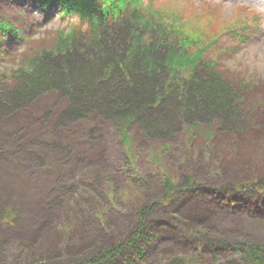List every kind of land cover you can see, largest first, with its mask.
<instances>
[{"label": "trees", "instance_id": "obj_1", "mask_svg": "<svg viewBox=\"0 0 264 264\" xmlns=\"http://www.w3.org/2000/svg\"><path fill=\"white\" fill-rule=\"evenodd\" d=\"M11 1L34 2L50 14L58 12V17L68 20L71 25L70 29L58 32L50 46L44 47L38 43L33 52L21 57L17 71L9 75L0 73V117L10 118L32 107L43 96L56 95L61 106L53 113L55 127L68 130L82 126L78 132L80 138L76 140L78 144L69 153L71 162L86 169L88 177L97 168L103 174L114 169L120 171L116 162L110 161L115 148L109 144L113 143L114 135L122 146L127 167L140 159L143 144L150 148L151 143L161 144L149 150L148 154L155 164L157 162L163 168L159 169L162 173L155 170L162 177L163 203L150 204L144 200L143 193L128 186L127 179L126 186L125 183L123 188L119 185V192H128L127 187H130L135 191V194L128 192L130 200L136 195L139 197L133 234L117 239L113 246L88 256L82 262L70 264H148L144 244L159 239L152 216L156 217L162 206H177L181 199L190 198L188 195L194 196L202 189L207 191L206 186L196 182L197 175L190 167L188 177L184 179L182 168L185 166L177 165V162L171 164L177 157L171 152L172 148L179 143L183 144L188 160L192 158V149L200 150L210 142L222 146L225 156L231 150L232 160L226 159L223 154L221 163L227 167L224 174L233 171L228 162L234 163L235 167L240 163L233 156L239 153L234 146L236 141H249L254 151L263 150V154L258 155L260 158L256 157L259 166L254 168L255 179L243 175L227 178L228 182L221 181L219 188L223 187L222 193L225 195L246 193L254 199L258 197V200L264 197V148L259 147L264 141V128H261L264 101L258 100L251 86L229 77L218 65L208 61V64L201 65L200 48L195 54L189 52L190 47L202 40L192 23L186 21V25H182L176 20L175 24H167L148 13L149 8L154 9L158 4V0ZM8 2L10 0H0V13L6 12L9 5L13 8L18 6L6 5ZM204 7L203 11H210L213 16H219L222 11L211 3H204ZM2 21L0 17V53L4 56V38L9 35L5 34ZM237 23L236 20L226 25L212 22L210 34L218 37L227 29H235ZM146 37H150V40L147 41ZM189 67L193 69L188 76H179ZM246 121H251L253 127L246 128ZM136 141L141 146L135 144ZM49 144L54 145L55 141ZM135 145L136 149H142L139 154ZM56 149L57 155L67 152V148L60 143H56ZM108 152L111 153L108 155L110 157L107 156ZM116 153L120 154L117 147ZM58 160L63 161V158ZM208 164L214 180L219 179L222 170L218 167L220 163L217 158L214 156ZM171 171L178 176L176 182H173ZM130 178L133 185L135 178ZM245 178L253 181L251 188L254 191L243 186ZM96 179L89 186L97 184ZM213 182L219 184L218 180ZM105 184V188L108 184L116 187L115 180H107ZM226 184L230 186L224 188ZM60 210L57 205L55 215L62 219ZM190 216L194 223L187 220L189 216L186 219L189 223L178 221L183 222L181 236L192 244L194 252L199 253L202 259L203 250L211 252L212 263L200 261L195 254L185 252H182V256H172V253L162 255L161 263L264 264V244L213 237L209 230H198L195 213ZM76 225L66 226V237L61 240L65 242L75 232L80 234L82 225ZM174 227L180 228L177 223H174Z\"/></svg>", "mask_w": 264, "mask_h": 264}, {"label": "rangeland", "instance_id": "obj_2", "mask_svg": "<svg viewBox=\"0 0 264 264\" xmlns=\"http://www.w3.org/2000/svg\"><path fill=\"white\" fill-rule=\"evenodd\" d=\"M157 2L154 9L148 7V13L167 24H175V21L179 20L182 25L190 22L196 27V32L202 40L190 47L189 52L195 54L202 51L201 65L208 62L218 65L219 69L229 77L237 78L239 83L251 86L252 93L257 95L258 100L264 101V0H158ZM204 3L223 6L219 16H213L210 11L204 12L206 8ZM238 3L245 4L248 9L256 10L261 19L260 28L250 29L249 35L242 37L241 40L233 38V31L227 29L225 30L227 34H221L214 41L217 36L210 34V25L212 22L226 25L235 21L242 15L236 7ZM8 4L18 6L13 8L9 5L6 12L0 13L3 20L2 27H5H3L5 34L9 35L4 38L6 43L2 48L6 51V55L2 56L0 53V73L6 75L17 71L20 58L33 52L34 46L38 43L44 47L50 46L57 33L63 29H70L71 25L68 20H61L58 12L50 14L34 2L13 3L10 0L6 3ZM51 16L53 18L49 19L48 17ZM240 25L242 20L235 28L238 29ZM146 39L148 41L150 37ZM198 47L200 50L197 51ZM192 69L189 67L181 71L179 76H188ZM58 103L56 95L47 98L43 96L36 100L32 107L11 115L10 118L0 117V264L82 262L88 256L113 246L117 239L127 238L133 234L138 217L137 198L139 197L136 195L130 200L131 196L128 192L143 193L141 195L144 200L150 204L164 200L162 177L158 174V172L162 173L160 170L163 168L158 166L157 162L155 164L148 154L149 150L160 147L161 144L151 143V148L143 144V150L136 149L135 145L137 154L140 150L143 152L139 160L127 167L126 157L121 152L122 146L114 135L113 143L109 144L113 149L115 148L110 161L116 162L120 171L114 169L103 174L97 168L92 172L94 174L88 177L86 169L71 162L72 156L69 153L70 150H75V145L78 144L76 140L80 138L78 132L82 126L68 130L55 127L53 113L59 110L61 105ZM251 124H253L251 121L244 123L246 128L252 126ZM261 128H264V122ZM50 141H55V144H49ZM56 143L67 148V152L57 155ZM135 144L141 146L139 141ZM181 144L172 148L171 152L177 157L171 164L177 162V165L185 166L182 168L184 179L188 177L190 167L197 175V183L206 186L207 191L202 189L194 196L188 195L190 196L186 199L188 201L182 202L184 199H181L177 206H162L157 216H152V221L156 222L159 239L157 242L144 244L147 249L148 264H163L162 255L172 253V256L173 254L182 256V252L195 254L196 259L200 258V261L212 263L211 252L203 250L202 259L199 253L194 252L192 244L181 236V224L189 223L187 220H192L190 223L195 222L190 216L191 213L197 215L195 224L198 230H209L213 237L264 244V197H261L259 200L261 202L256 204L258 198L253 199L251 196L244 198L242 195L236 197L234 194L231 196L224 193L217 195L216 191H213L221 185L213 182L215 176L207 167L211 156H215L214 153L218 163L222 164L224 154L222 146L214 147L213 142L203 145L201 149L204 157H199L198 149L194 148V156L188 160L184 146ZM251 145L253 144L245 140L236 141L234 145L239 153L233 156L239 160L241 167L244 163L253 168L259 166L257 158H260L258 155L263 154L261 152L263 150L254 151ZM116 147L119 148L120 154L116 153ZM259 147L264 148V141ZM229 152V155L224 154V156L232 160L233 152L231 150ZM110 154L108 152L107 156ZM60 157L63 161L58 160ZM149 162L152 164L149 165ZM228 163L233 171L219 173L220 178H216L215 181L225 182L232 175L241 176L238 172L241 170L238 169L240 164L235 167L234 163ZM116 173L117 178L121 180L116 178ZM170 173L171 177L174 176L173 182H176L177 174L174 171ZM132 176L135 178L133 185L130 181ZM96 177L98 179L96 186H89L91 182H95ZM255 177L246 178L255 179ZM246 178L242 181L243 186L250 187L249 190L254 191L251 188L253 181ZM107 180H115L117 188L111 184L105 188ZM126 180L128 186L135 188V191L127 187L128 192H119L121 190L119 185L123 188ZM229 186L230 184H226L224 188ZM57 205L62 209L60 210L63 214L62 219L55 215ZM187 216L190 219H187ZM180 220L183 222H178ZM174 223L180 228H175ZM76 224L82 225L80 234L75 232L65 242L61 240L65 236V227Z\"/></svg>", "mask_w": 264, "mask_h": 264}, {"label": "bare ground", "instance_id": "obj_3", "mask_svg": "<svg viewBox=\"0 0 264 264\" xmlns=\"http://www.w3.org/2000/svg\"><path fill=\"white\" fill-rule=\"evenodd\" d=\"M223 37V36H222ZM217 39H218V37H217ZM215 145H218V144H213V146L215 147ZM218 147H220V145H218ZM193 151H194V149H192V151H191V154H192V158H193V156H194V154H193ZM200 150H198V153H199V157H204V153L202 152V150L199 152ZM214 151H215V149H214ZM213 152V151H212ZM215 154V157H216V153H214ZM214 156L212 155L211 156V159L213 158ZM191 158V159H192ZM211 159H210V161H211ZM209 161V162H210ZM240 164V163H239ZM244 166L243 167H241V164L239 165V168L238 169H241V170H238V172H240L241 173V176L243 175V177L244 176H246V177H254V176H256V171H255V169L254 168H252L251 166H249L248 164H243ZM218 167L222 170V172H220L221 174L223 173V171L226 169L227 170V167L226 166H224V164L222 163V164H219L218 165ZM207 168H209V166L207 167ZM209 171V170H208ZM225 173V172H224ZM263 177V176H262ZM229 178H232V179H234V178H236L235 176H233L232 175V177H229ZM207 181H212V180H207ZM213 181H215V180H213ZM197 182V181H196ZM218 182H219V184L221 185V181H219L218 180ZM227 181H225V183H226ZM222 190H223V188L221 187V189H219L218 191H216L215 192V194H217V195H223V193H222ZM239 195H242L244 198L245 197H247V196H250L249 194H246V193H241V194H239ZM237 197V196H236ZM235 197V198H236ZM258 198V197H257ZM254 199V198H253ZM185 201H188V200H186V199H184L182 202H185ZM259 202H261V201H259V200H257V202H255L256 204H258Z\"/></svg>", "mask_w": 264, "mask_h": 264}]
</instances>
